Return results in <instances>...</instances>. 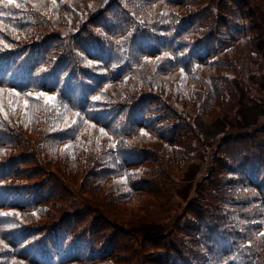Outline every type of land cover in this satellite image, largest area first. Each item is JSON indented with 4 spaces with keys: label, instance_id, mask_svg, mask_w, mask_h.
<instances>
[{
    "label": "trees",
    "instance_id": "16d2710c",
    "mask_svg": "<svg viewBox=\"0 0 264 264\" xmlns=\"http://www.w3.org/2000/svg\"><path fill=\"white\" fill-rule=\"evenodd\" d=\"M17 2L20 8L0 0V88L14 90L0 93V212H24L0 216V264H110L116 246L123 249L118 258L134 257L126 264L159 253L158 264H264V126L207 135L197 121V114L219 116L234 95L241 100L230 67L258 65L252 44L258 52L264 36L247 31L238 13L216 4L211 13L202 0L150 3L159 14H139L141 6L134 12L143 23L124 36L126 19L116 14L121 0L95 9L91 0ZM156 19L164 20L160 30ZM159 55L152 64L144 60ZM40 93L55 100L45 104ZM198 143L207 145V173L193 182L184 169ZM155 151L166 165L138 171ZM36 168L42 179L22 182ZM78 168L85 173L77 176ZM51 173L59 177L50 180ZM114 179L126 194L112 190ZM147 192L161 200V210L143 230L97 234L98 224L115 226L106 219L125 211V197ZM73 199L88 207L59 205ZM90 206L91 220L80 224ZM160 237L157 250L142 256L132 247Z\"/></svg>",
    "mask_w": 264,
    "mask_h": 264
},
{
    "label": "rangeland",
    "instance_id": "374dc122",
    "mask_svg": "<svg viewBox=\"0 0 264 264\" xmlns=\"http://www.w3.org/2000/svg\"><path fill=\"white\" fill-rule=\"evenodd\" d=\"M105 1L106 0H91V2L87 3V5H89L92 9H95L97 7L103 6ZM128 1L130 0H121V3L117 5V10H116V14H119L121 19L123 20L126 19V22H127V28L123 29L124 31L123 33H121L123 34V36L126 34L129 35L132 32V30L135 33L138 26H140L143 23L142 19L134 12V10H138V8L142 6V8L139 11V14L146 13V12L151 13L152 11L159 14V10H157V8L159 7L155 6L153 8H150V3L158 4L164 0H152V1L145 0V2H141L138 6L128 3ZM208 2L209 0H202V5L207 3V6L205 8L208 9L210 7L209 10L211 13H212V10H211L212 7H214L216 11L218 10L216 6L221 5V7H226V10H230L234 12L236 15L238 13L240 16V19L246 20L247 24H250V28H248L247 31L250 30L254 34V37H255V34H258V36L260 37H262V35L264 36V0H247V1L244 0V2H246L247 4L245 5L240 4V7H238V5H235L233 2H230V1L229 3H227V0H214L211 4H208ZM183 5H186V4H183ZM177 10H178V7H175V14L177 13ZM77 12L82 17L84 16V13L81 12V6L79 4H78ZM186 13L187 11L185 9H182L181 14H186ZM206 15H211V14L206 13ZM220 19H221V14H220ZM154 22H155L154 23L155 26L160 30V28L163 26L164 20L156 19ZM185 24H188V26H190L189 23H185ZM200 27L202 28V25H200ZM179 29L180 27H178L177 30ZM170 30L169 31L172 34L176 32V29L174 30L170 29ZM252 45H253L252 51L254 53H257L258 58H259L258 59L256 56H253V58L255 57L257 58L258 65L255 66L252 62L251 64H248V65L246 64L242 66L241 64L239 65L234 64L233 67L232 66L230 67L234 69L232 71L235 74V77H233V79L231 80V84L233 83L235 85L236 83V86L238 87V88H234L236 90L234 92L235 94L236 92L238 93L242 92V96L240 97L241 100L240 101L237 100L235 95L232 96V98L224 104L225 106L224 108L221 109L220 107V115L214 117V118H218L219 120L216 122L213 117H210V114H208L206 118H203L196 113L197 121L200 124V129L201 131L205 132L207 135L210 132H216L217 128H220V132H223L224 134H228V135H233V134L242 132L245 129H247L246 131L255 133L259 130V128L264 126V39L263 37H262V40L260 41V44L258 45L260 46L259 51L261 52L255 51L256 48L254 47V44ZM134 51L136 54H139L142 50L134 49ZM161 56L162 55L155 56L153 58H147V59H145L146 57H144V60L152 64L154 60L158 59ZM217 57H219V55ZM217 61L219 62V59H217ZM144 66L145 65L142 63V61L141 63L137 65L138 68H143ZM220 101L222 102L223 100H220ZM239 106L240 108L238 109ZM193 132H195L194 129H193ZM15 133L18 134V132H13L12 134H15ZM12 134L10 136H12ZM53 142L54 141H52V143ZM247 142L248 141H242L238 143L237 145H244ZM11 152H12V148L8 147L7 152L4 155V157H8ZM149 157H148L149 160L147 163L143 164L142 166L140 165L138 167H135V168L138 171L143 172V171H147L148 168H151V170L155 169L153 166L158 167L160 165L161 166L166 165L164 161L165 155L161 152L155 151L153 152V154L151 153ZM162 158L164 159L163 161H161ZM20 162L21 160L16 162V166H19ZM207 162H208L207 145L205 143H201V144L198 143L196 147L195 157L192 160V164L190 163L189 166H187L184 169V171L186 170L185 175L186 174L188 175L187 178L185 177V179H191L194 182L200 176H204L203 174L207 173L206 171ZM21 166H23V164ZM170 169L174 170L175 167L172 165ZM37 170H38L37 168L32 170V175L27 176L24 179H22V182H27L25 184L30 185L36 180L42 179V177L34 176L33 172H37ZM78 171L79 173H77V176L85 173V171L82 172V169L80 168H78ZM39 173L42 174V171L40 170ZM261 176H264V174H262ZM58 177L59 176L57 175L55 176L51 173L50 176L47 178H49L50 180H56ZM169 181H170V178H169ZM263 181H264V178H263ZM189 186L191 188L192 183H190ZM189 186L187 188L180 189L179 191H177V194L185 195L189 189ZM112 187H113L112 190H114L116 194L117 192L126 194V192L123 190H126L127 187H125V185L122 183V180L114 179L112 181ZM125 198H126L125 200L126 204H120L125 209V211L121 212L120 214H118V212H115L113 213L115 214V216L113 215L112 219L111 218L106 219L107 222H110V223L113 222L115 226H112L109 224L110 225L109 227V225H106V223L98 224L96 226L97 234H104L100 236H105L106 234L113 232L114 230H117V229L119 230L123 229L128 232H136L137 230L138 231L143 230L145 226H147L146 225L147 221H149L150 219L160 214L159 210L161 209H159L158 206H161L160 205L161 200H154L151 197L150 192H147L145 194L140 193L137 195V198H134L132 196H127ZM170 201L171 203H178L179 205L183 204L181 200L177 201V199L173 200L171 198ZM146 202L149 203V207H145V205L147 204ZM59 205L63 208V210H66V209L75 210V208H77L78 210L83 211L85 208L88 207L87 206L88 203L81 199L80 200L73 199V200H70L64 203H60ZM144 207L147 209H145ZM91 208H94V207L90 206L86 210V213H84L83 219L80 224H82L85 221L91 220V217H92L91 215L92 213H90ZM116 208L119 209L120 207L117 206ZM141 209H144V211H141ZM7 212L14 213L13 216H15L18 213L24 212V211L18 212L17 210H15L17 214L14 211H7ZM145 215H148V219L144 217ZM125 224L132 225V227L125 228ZM135 224H139V226L133 227ZM23 227H26V226L24 225ZM103 228H107V229H103ZM131 238L132 237L128 236L126 239H131ZM163 238H166V237H160L159 239H154L155 242H153L152 240H146L145 238H143L140 242V244H142V248L138 247L136 243L132 244L133 245L132 247L135 248V251L140 256H142L144 252L147 253L151 250H157L155 247L159 246ZM116 247L117 249H115L113 252L109 254L110 259L112 257L114 258V263H110V264H117V263L126 264V261H128V258L130 260L134 259L132 255H125L121 257V259L118 258L117 255L121 254L123 252V249L120 248V246H116ZM152 252H155V251H152ZM159 254H157V257L154 255L151 258L149 257V255H144L142 257L144 259V264L160 263L161 261H156V258L159 260H164V259L158 258ZM104 259H106V257ZM138 259L140 260V257ZM105 263H108V261H105ZM133 264H136V262L134 263L133 261Z\"/></svg>",
    "mask_w": 264,
    "mask_h": 264
},
{
    "label": "snow or ice",
    "instance_id": "6c2138e0",
    "mask_svg": "<svg viewBox=\"0 0 264 264\" xmlns=\"http://www.w3.org/2000/svg\"><path fill=\"white\" fill-rule=\"evenodd\" d=\"M7 2H8V4H15V7H17V8L21 7V4L19 2H17V0H7ZM0 15H2V13H0ZM145 59H147V57ZM89 63H91V61H89ZM183 71L184 70L181 69V72H183ZM4 91H10L11 92V91H14V90L13 89H7L6 90V89L0 88V93H2ZM17 95H18V93H17ZM39 95H44L45 96V99H44V103L45 104H48V103H50V102L55 100V97L51 96V95H45L44 93H40ZM93 99L97 100V99H99V97H93ZM24 106L27 109V107H28V101L27 100L24 101ZM100 132H101L102 135H106L104 128H101ZM141 135H146V133L144 132L143 129H141ZM110 147L115 148L116 145L112 144V145H110ZM12 215H14V213H11V212H0V216H12ZM260 235L264 236V232H261ZM0 243H3V241H0ZM5 247H7V245H5ZM13 264H15V261H13Z\"/></svg>",
    "mask_w": 264,
    "mask_h": 264
}]
</instances>
